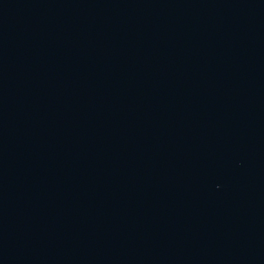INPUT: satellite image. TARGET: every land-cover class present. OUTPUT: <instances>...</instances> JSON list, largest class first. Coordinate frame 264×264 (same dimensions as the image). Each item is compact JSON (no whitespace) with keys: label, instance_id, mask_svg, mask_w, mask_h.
Returning <instances> with one entry per match:
<instances>
[{"label":"water","instance_id":"1","mask_svg":"<svg viewBox=\"0 0 264 264\" xmlns=\"http://www.w3.org/2000/svg\"><path fill=\"white\" fill-rule=\"evenodd\" d=\"M0 264H264V0H0Z\"/></svg>","mask_w":264,"mask_h":264}]
</instances>
